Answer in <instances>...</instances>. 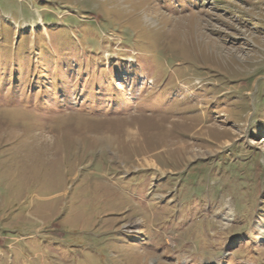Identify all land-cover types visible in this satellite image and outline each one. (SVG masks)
Masks as SVG:
<instances>
[{"label":"rangeland","instance_id":"1","mask_svg":"<svg viewBox=\"0 0 264 264\" xmlns=\"http://www.w3.org/2000/svg\"><path fill=\"white\" fill-rule=\"evenodd\" d=\"M0 264H264V0H0Z\"/></svg>","mask_w":264,"mask_h":264}]
</instances>
